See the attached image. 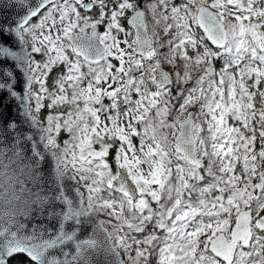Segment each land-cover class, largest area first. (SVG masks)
<instances>
[{"label":"snow or ice","instance_id":"snow-or-ice-1","mask_svg":"<svg viewBox=\"0 0 264 264\" xmlns=\"http://www.w3.org/2000/svg\"><path fill=\"white\" fill-rule=\"evenodd\" d=\"M16 2L0 264H264V0Z\"/></svg>","mask_w":264,"mask_h":264},{"label":"water","instance_id":"water-1","mask_svg":"<svg viewBox=\"0 0 264 264\" xmlns=\"http://www.w3.org/2000/svg\"><path fill=\"white\" fill-rule=\"evenodd\" d=\"M37 2H38V0H29V3L32 6H35V4ZM22 15H24V9H22L20 7V5L16 2V0H0V23L11 24L12 27H15V21L19 20L20 16H22ZM34 19H36V18H33V20ZM129 27H130V25H129ZM98 31L101 32L100 27L98 28ZM149 34H151L150 31H149ZM0 42L11 43V40L10 39H4V40H0ZM25 47L27 48V51L30 52L29 46H25ZM212 47H215V46H212ZM15 50L19 51L18 48H16ZM7 63L12 65V64H15L17 62L7 61ZM166 71H168V70H166ZM17 76L22 81V78H23L22 73L19 70H17ZM16 89H17V91H26V89L22 88V83H18L16 86ZM5 104L7 105L6 107H4L3 105H0V108L3 109L6 117L9 119L18 118L17 117V111H18L19 101L13 100L11 103H7V101H5ZM21 179H23V177H21ZM2 180H3V178L0 177V182H2ZM2 200H3V198L0 197V203H2ZM88 231H91V229L89 228ZM121 258L124 259L122 252H121Z\"/></svg>","mask_w":264,"mask_h":264},{"label":"rangeland","instance_id":"rangeland-1","mask_svg":"<svg viewBox=\"0 0 264 264\" xmlns=\"http://www.w3.org/2000/svg\"><path fill=\"white\" fill-rule=\"evenodd\" d=\"M150 2V0H144V3L145 4H147V3H149ZM147 15V22H148V27H149V31H150V33L152 32V29H153V25H154V21L152 20V17H151V13H147L146 14ZM126 20H122L121 21V24L123 25V27L126 29V30H129L130 29V27H129V25H128V23H127V21L125 22ZM33 23H35V22H37V20L36 19H34L33 21H32ZM105 31V28L103 27V30L101 31V33L102 32H104ZM156 31L157 32H160V35H161V37H162V39L165 37L164 36V34H163V32L161 31V29L159 28V27H157L156 28ZM115 34V33H114ZM119 39H123V34H121L119 37H118ZM129 39H131V37H129ZM122 48L124 47V45L123 44H121L120 45ZM29 49H30V51H31V48H30V46H29ZM161 51V50H160ZM162 52V51H161ZM34 55H37V56H35V59L37 60V61H40V60H45V59H47L46 57H42L40 54H34ZM112 63H114V64H117L118 65V61H116V60H112ZM215 65H216V67H217V70H219V67H220V62L219 61H216L215 62ZM166 70H168V71H170V69L173 67L172 65H167V64H165V65H162ZM52 84H53V81H52V83H51V85H49L48 84V78L46 79V85L49 87V89H50V91L52 90ZM38 88V85H33V89L34 90H36ZM135 98V97H134ZM110 101L107 99V98H105V100H104V103L105 104H108ZM44 103L46 104V103H48V101H44ZM32 105H33V107H34V105H35V101L33 100L32 101ZM44 108H42L41 109V112H42V110H43ZM51 109H47L46 108V110H45V117L47 116V115H49L50 113H51ZM197 111H198V109H197ZM40 114V113H39ZM229 123L231 124L232 123V121L231 120H229ZM205 128H206V125H205ZM202 135H204V136H207V132L205 131L204 133H202ZM69 138V136H68V133L67 132H61L60 133V139H59V142L61 143V146H63V141L64 140H67ZM135 143H138V138L134 141ZM93 147L94 148H96L97 150H98V148H99V145H93ZM114 150L110 153V157L112 158V156H114ZM207 160L205 159L204 161H203V163L206 165L207 163H205ZM109 163L111 164V166H112V168H113V171H115V165L112 163V159H110L109 160ZM153 207H155V204H153ZM101 219H104V217L103 216H101ZM122 254H123V252H122ZM123 257H124V260H127V257L123 254ZM153 264H155V262H153Z\"/></svg>","mask_w":264,"mask_h":264},{"label":"trees","instance_id":"trees-1","mask_svg":"<svg viewBox=\"0 0 264 264\" xmlns=\"http://www.w3.org/2000/svg\"><path fill=\"white\" fill-rule=\"evenodd\" d=\"M125 22H126V21H125ZM100 29H101V31H102V30H103V27H100ZM167 38H168V37L165 36V37L162 39L161 42H163V41L166 40ZM161 51H162V52H167V47L161 49ZM190 54H191V53H190ZM35 56H37V55H35ZM171 69H172V68H171ZM171 69H170V71H171ZM55 75H57V73H51V74H50V76H49V78H48V84H49V85H51V83H52V81H53L52 77L55 76ZM195 78H196V74H194V76H193V80H195ZM191 83H192V82H190L189 85H187V86H191ZM174 91H175V89H174ZM45 110H46V108H44V109L42 110V112H40L39 116H40L41 118L45 117V113H44ZM196 111H197V109H196ZM108 159L110 160L111 157L109 156ZM205 163H207V161H206ZM21 259H23V257H21Z\"/></svg>","mask_w":264,"mask_h":264}]
</instances>
